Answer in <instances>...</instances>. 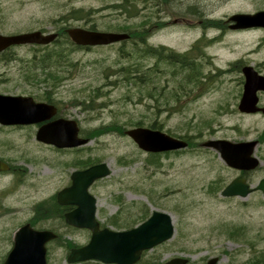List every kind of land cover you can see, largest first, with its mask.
Wrapping results in <instances>:
<instances>
[{
	"label": "rangeland",
	"instance_id": "1",
	"mask_svg": "<svg viewBox=\"0 0 264 264\" xmlns=\"http://www.w3.org/2000/svg\"><path fill=\"white\" fill-rule=\"evenodd\" d=\"M120 2L0 0L4 36L61 34L69 27L92 25L98 31L129 30L135 36L141 28H150L151 21H176L150 43L175 53L188 52L196 68L186 81L188 70H180V65L159 63L158 71L151 70L155 60L139 59L132 52L133 43L79 51L65 40L58 47L50 44L47 47H61L66 62L48 70L31 69L27 61L39 53L33 46H18L1 55L0 94L31 96L36 101L50 97L60 117L77 121L89 143L57 150L36 142V127L0 126V156L12 170L0 175V257L10 249L13 232L31 222L60 232L58 240L48 244L47 262L67 264V248L85 243L87 234L70 231L55 219L58 209L52 197L68 184L71 172L90 161L87 165L103 162L110 169V175L90 191L103 226L118 230L145 211L172 217V238L145 252L138 264H162L174 257L194 264L214 258L216 264H264L261 193L253 191L245 199L221 197L238 173L214 151L199 148L208 140L257 141L254 155L260 167L248 183L255 187L264 177V119L234 110L241 94L238 65L264 73V31L233 32L223 24L233 14L264 10V0H170L169 6L165 0L160 6L156 0H137V9H129L135 13L132 17L112 7ZM72 13L82 18L76 20ZM151 124L164 133L189 138L188 148L150 159L123 133Z\"/></svg>",
	"mask_w": 264,
	"mask_h": 264
},
{
	"label": "water",
	"instance_id": "2",
	"mask_svg": "<svg viewBox=\"0 0 264 264\" xmlns=\"http://www.w3.org/2000/svg\"><path fill=\"white\" fill-rule=\"evenodd\" d=\"M229 21L235 22L232 28H264V12L254 15H233ZM66 34L77 45H107L127 39L126 34L98 33L77 28L67 29ZM55 34L43 35L40 32L24 33L13 36L0 35V52L13 45L37 44L45 45L52 42ZM245 77L244 92L239 110L255 112V92L264 91V78L258 76L251 68H243ZM264 114V109L262 110ZM55 114L52 106L35 103L30 97H11L0 95V124L26 125L35 124ZM139 149L147 153H162L184 149V141L172 138L160 131L136 128L126 132ZM36 139L59 148H70L84 145L86 139L77 138V128L73 121L56 120L42 126ZM256 141L231 143L226 140H209L202 147L215 150L220 159L229 168L239 171H251L259 161L253 156ZM6 166L0 163V170ZM109 175L106 164L92 166L71 175V186L57 193L60 205H71L74 209L64 214L65 222L75 228H85L91 232L89 242L76 249H71L66 261L68 264L89 260L103 264H135L143 251L169 240L173 234L171 217L162 212H153L138 227L127 231H111L100 229L94 218L95 199L87 193V188L97 179ZM255 190L261 192L264 199V178L259 181ZM245 180L239 176L222 191L223 197H239L245 199L251 193ZM55 238L50 232L35 231L29 225L22 226L14 236V245L3 264H46L45 243ZM186 259L173 258L165 264H186ZM211 259L207 264H216Z\"/></svg>",
	"mask_w": 264,
	"mask_h": 264
},
{
	"label": "trees",
	"instance_id": "3",
	"mask_svg": "<svg viewBox=\"0 0 264 264\" xmlns=\"http://www.w3.org/2000/svg\"><path fill=\"white\" fill-rule=\"evenodd\" d=\"M134 2L135 1H133V3L131 4L132 7L135 5ZM117 8H121L120 9L121 11H124L125 10V12L128 14V16H131V17L134 16L133 13L131 14L129 12V8H127V7L124 8V6H118ZM73 14L74 13H72V15ZM73 16L74 17H72V18H74V19H80V18H82L81 16H75V15H73ZM90 29L92 30L93 28H90ZM130 34L133 35L132 34V31H130ZM132 38H134V36H132ZM60 39H58L57 41H55L56 42V44H55L56 47H58L59 44H60L59 42L60 41L63 42V40H65L64 41L65 44H68V46L70 45L72 47V45L69 42H66L67 39H66L65 36H61ZM64 43H61V44H64ZM35 51H39V53H34L32 55V58L28 61V64H30L31 69H34V68H42V67L43 68L44 67H59V65H60L61 62H66L65 61L66 60V56H65V53L62 51L61 47H59V48H55V47H53V48H49V47H36V50ZM133 52H135V51H133ZM138 79H139V83L142 82V80L139 77H138ZM45 101L50 102V97L45 98ZM135 126H141V124L140 123H136ZM149 128L150 129H154V130H161V127L160 126H157V125H154V124H151V126ZM167 154H170V153H165L164 155H167ZM148 155H149L150 159L151 158H160L161 157L160 154H148ZM87 162H90V161H87ZM82 164H86V162H84ZM147 215H148V212L145 211V213L143 214V216H138V217L135 216L133 218V221L132 222L126 221V224H124V225H122V226H120L118 228L130 227L131 225H129L128 223H131L133 225V223L143 221V219H145L147 217ZM262 260H264V258ZM190 264H194V263H190Z\"/></svg>",
	"mask_w": 264,
	"mask_h": 264
},
{
	"label": "flooded vegetation",
	"instance_id": "4",
	"mask_svg": "<svg viewBox=\"0 0 264 264\" xmlns=\"http://www.w3.org/2000/svg\"><path fill=\"white\" fill-rule=\"evenodd\" d=\"M175 24H177L176 23V21H173V22H171V23H169V22H164V21H151V23H150V28H141V30H143V29H150V31H152L151 33H150V37H145V38H143V37H140V39H139V42H141V46H144V47H147V49H149V50H151L152 52H154L155 50H157V47L158 46H160V44H153V43H150V41H151V39H152V37H153V35H155L156 33H159V32H163L164 30H166V29H168V27H170V26H175ZM224 25H225V27L226 28H228L229 29V24H225V23H223ZM243 31V30H242ZM248 31V30H247ZM255 68V67H254ZM256 69V68H255ZM256 71L258 72V73H262L261 71H259L258 69H256ZM262 76H264V73L262 74ZM238 84H241V83H239L238 81H237V85ZM240 86H242V85H240ZM239 95V94H238ZM257 97H258V101H257V103H256V109H259V110H262V109H264V93L263 92H257ZM239 98H240V95H239V97L238 96H236V98H235V101H236V107L234 108V110L236 111H231V112H235L236 114H240V115H243V116H260V117H262L263 119H264V115H263V113L262 112H256V113H254V114H250V113H247V114H245V113H240V112H238V110H237V103H238V101H239ZM254 106V107H255ZM1 175V174H0ZM245 175H248L246 178L248 179V177L250 176V175H252V173L251 174H245ZM68 184L65 186V187H67V186H69V181L67 182ZM95 185V183L94 184H92V186L89 188V192L91 191V188L93 187ZM64 188V187H63ZM118 204H121V201H119V202H117ZM59 207H61L62 209H64V212L62 213V220L64 221V219H63V215L66 213V212H69V211H71L72 209H73V207H71V206H59ZM59 211H61L60 209L58 210V212L56 211V213H57V215H56V218L55 219H59L60 218V213H59ZM64 224V223H63ZM64 228H67L68 230H70V231H72V229L73 228H71L70 226H63ZM62 228V227H61ZM37 229V228H36ZM43 229H46V230H50V231H52V232H54V233H56V234H58V232L59 231H55L54 229H52V228H49V229H47V228H45V227H39L37 230H43ZM73 230H75V229H73ZM77 231H79V230H77ZM80 232H84V233H86V234H90L89 233V231H87V230H82V231H80ZM60 233V232H59ZM10 249L5 253V254H3L1 257H0V264H3V262H4V260L6 259V257L8 256V253L10 252V250L12 249V247H13V234H12V238H11V240H10ZM84 245V243L83 244H81V245H74L73 247H79V246H83ZM72 248V247H71ZM70 248V249H71ZM69 249V250H70ZM69 253V252H68ZM68 255V254H67ZM79 264H86V263H79Z\"/></svg>",
	"mask_w": 264,
	"mask_h": 264
}]
</instances>
